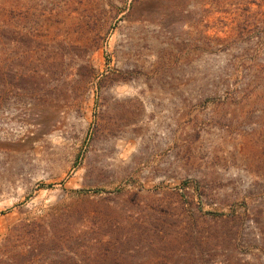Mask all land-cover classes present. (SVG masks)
Wrapping results in <instances>:
<instances>
[{"label": "rangeland", "instance_id": "374dc122", "mask_svg": "<svg viewBox=\"0 0 264 264\" xmlns=\"http://www.w3.org/2000/svg\"><path fill=\"white\" fill-rule=\"evenodd\" d=\"M0 264H264V0H0Z\"/></svg>", "mask_w": 264, "mask_h": 264}]
</instances>
